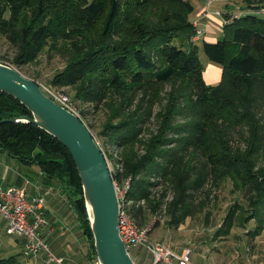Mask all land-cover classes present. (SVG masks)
Wrapping results in <instances>:
<instances>
[{
  "label": "trees",
  "instance_id": "trees-1",
  "mask_svg": "<svg viewBox=\"0 0 264 264\" xmlns=\"http://www.w3.org/2000/svg\"><path fill=\"white\" fill-rule=\"evenodd\" d=\"M242 4L253 10L264 0ZM193 9L190 0H0V39L14 51L12 63L0 62L20 71L42 55L61 59L49 86L78 103L91 132L98 121V136L117 155L113 180L129 179L127 214L140 227L168 190L165 211L178 224L193 206L200 213L212 188L231 183L238 199L226 209L225 232L253 219L258 234L264 225V16L233 18L220 39L197 44ZM200 53L221 67L215 84L203 78ZM25 115H31L25 105L0 91V120ZM0 150L63 186L96 257L68 149L37 125L17 121L0 123ZM197 194L204 198L195 201ZM26 260L0 252V264Z\"/></svg>",
  "mask_w": 264,
  "mask_h": 264
},
{
  "label": "crops",
  "instance_id": "crops-1",
  "mask_svg": "<svg viewBox=\"0 0 264 264\" xmlns=\"http://www.w3.org/2000/svg\"><path fill=\"white\" fill-rule=\"evenodd\" d=\"M190 1L194 8L191 19L198 20V27L204 30L203 36L194 40L197 44L201 40L215 42L222 36L224 18L215 15L213 11L224 7L231 12L243 5L242 0H216L207 7L208 13L203 15L206 0ZM203 65L205 82H218L221 67L208 60ZM2 163L6 165L5 168H1ZM0 184L25 187L28 195L44 193L49 206L46 241L50 250L56 256L62 257V264H90L94 257L89 251L88 237L83 232L77 212L61 184L56 180H47L36 164L23 162L1 150ZM197 220L189 215L178 224L153 225L150 234L155 240L169 241L179 254L185 248H190L191 264H264V228L260 233L254 234L256 223H252L253 219L243 226L233 225L228 232H225V225L222 223L207 224V221ZM63 227H68L65 232H61ZM0 229L5 230V221L1 215ZM0 252L3 256L19 254L23 262L27 261L22 236L0 233ZM129 252L135 264L151 263L152 255L146 248L131 247ZM44 256L42 253L38 264H45ZM27 259L30 263L31 260Z\"/></svg>",
  "mask_w": 264,
  "mask_h": 264
},
{
  "label": "water",
  "instance_id": "water-1",
  "mask_svg": "<svg viewBox=\"0 0 264 264\" xmlns=\"http://www.w3.org/2000/svg\"><path fill=\"white\" fill-rule=\"evenodd\" d=\"M0 91L16 98L31 115L1 122H30L58 139L69 151L83 189L96 258L100 264H135L118 231L116 185L107 159L86 124L45 95L39 84L0 63Z\"/></svg>",
  "mask_w": 264,
  "mask_h": 264
},
{
  "label": "built area",
  "instance_id": "built-area-1",
  "mask_svg": "<svg viewBox=\"0 0 264 264\" xmlns=\"http://www.w3.org/2000/svg\"><path fill=\"white\" fill-rule=\"evenodd\" d=\"M214 1L216 0L205 1L206 8L203 15L208 13L207 7ZM213 13L223 17L224 21L227 22L246 14L264 16V7L253 10L237 9V11L231 12L226 8H221L213 11ZM193 25L196 28L193 39L198 40L203 36L204 30L198 27V20L193 21ZM37 83L45 95L81 119L78 103H75L67 92ZM122 187V189H119L116 186V195L118 231L125 245L128 248L136 246L146 248L152 255L150 264H191L189 261L190 248H185L179 254L173 249L169 241L163 242L151 239L150 232L154 225L153 222L140 227L127 214L126 208L129 202L126 199V192L129 187V179L125 180ZM48 211L49 206L44 193L28 195L25 187L0 185V215L5 221V232L11 236H22L24 238V254L31 260L30 264H38L42 253L45 255L43 259L45 264H62V257L53 254L46 241V232L49 228ZM67 228L63 227L61 232H65ZM90 264H100V262L94 257L90 260Z\"/></svg>",
  "mask_w": 264,
  "mask_h": 264
},
{
  "label": "rangeland",
  "instance_id": "rangeland-1",
  "mask_svg": "<svg viewBox=\"0 0 264 264\" xmlns=\"http://www.w3.org/2000/svg\"><path fill=\"white\" fill-rule=\"evenodd\" d=\"M237 9H241V8L237 7L235 11H237ZM233 13H235V12H233ZM13 52H14L13 48L10 45H8L7 43H5L4 40L0 39V61L12 63ZM200 60L203 64H206L208 59L206 58V56L203 53H200ZM61 64H62L61 59L58 56H53L51 59L45 60L44 56L42 55L40 57V60L37 63L29 65V66H25V67H19V68H20V72L22 74H24L25 76H27L31 79L37 80V82L44 84V86L45 85L48 86L54 71L58 67H60ZM50 87H52V86H50ZM157 110H158V108H157V106H155L153 109L152 117L150 119V122L152 123L151 124L152 128H155V124H153V119H154L153 115ZM89 118H91V121H93L92 117H89ZM97 123H98L97 120L94 121V127L92 128V132H94V134L96 135V140H97L98 144H101L102 148L105 150L106 154L108 155V157H106L107 162H108V166H109L111 172L114 173L118 168L117 155H116V153H114V151H113L114 149H112V147L110 145L105 144L103 141V138L98 136L97 129H96ZM109 153H112V156H109ZM14 160L18 161L17 159H14ZM5 166H6L5 164H3V163L1 164V168H5ZM114 182H115V185L119 189H122L123 188L122 186L125 184V180H122L120 182L119 180L116 179V180H114ZM232 188H233V186L231 185V183H226L224 185H221L220 187L212 188V190H211L212 192L208 197L210 199V201L205 202L204 206L202 207V209L200 211V214H198V210H197L198 206L195 204L196 206H193V208H195L196 210L190 216H193V218H195V220L199 219L200 221H202V220L206 221V215H204V212L209 211L210 214L207 216V224L222 223L223 218L226 215V209H228L229 206H232L235 203V201L238 199V197H237L238 192L232 191ZM163 189H164V184L162 183L156 189L155 195L157 193H161L163 191ZM240 195L243 198V195L242 194H240ZM171 198H172V191L168 190L165 193V197L163 198L162 203L167 204ZM202 198H204V195L197 194L195 197V201H197L198 199L201 200ZM164 204L161 206V208L159 207L156 210V213H154L155 214L154 216H153V214H148V216H147L148 222H153V224L155 226H157V225L169 226L170 225V223H169L170 216L166 213ZM158 216H159V218L157 219L156 217H158ZM252 223H256V222L253 220ZM263 228H264V226H263ZM0 233L5 234L6 232H5V230L1 231V229H0ZM6 235H8V234L6 233ZM8 236H10V235H8ZM150 237H151V239H154L152 234H150ZM259 238H262V237L260 236ZM158 241H161V240H158ZM162 241L166 242L164 240H162ZM137 247H142V246H137ZM24 256L27 257L25 254H24Z\"/></svg>",
  "mask_w": 264,
  "mask_h": 264
},
{
  "label": "bare ground",
  "instance_id": "bare-ground-1",
  "mask_svg": "<svg viewBox=\"0 0 264 264\" xmlns=\"http://www.w3.org/2000/svg\"><path fill=\"white\" fill-rule=\"evenodd\" d=\"M1 185V184H0ZM127 247V246H126ZM128 248V247H127ZM131 248V247H130ZM130 248H128V250L130 249Z\"/></svg>",
  "mask_w": 264,
  "mask_h": 264
}]
</instances>
